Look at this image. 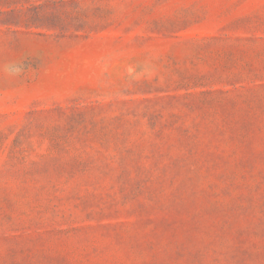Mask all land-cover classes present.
Wrapping results in <instances>:
<instances>
[{"label": "rangeland", "instance_id": "374dc122", "mask_svg": "<svg viewBox=\"0 0 264 264\" xmlns=\"http://www.w3.org/2000/svg\"><path fill=\"white\" fill-rule=\"evenodd\" d=\"M0 264H264V0H0Z\"/></svg>", "mask_w": 264, "mask_h": 264}]
</instances>
